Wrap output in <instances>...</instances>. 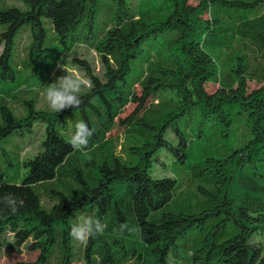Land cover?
Wrapping results in <instances>:
<instances>
[{
	"label": "trees",
	"instance_id": "16d2710c",
	"mask_svg": "<svg viewBox=\"0 0 264 264\" xmlns=\"http://www.w3.org/2000/svg\"><path fill=\"white\" fill-rule=\"evenodd\" d=\"M0 49V263L264 264V0H0ZM58 63L92 87L54 113Z\"/></svg>",
	"mask_w": 264,
	"mask_h": 264
},
{
	"label": "clouds",
	"instance_id": "9594fccd",
	"mask_svg": "<svg viewBox=\"0 0 264 264\" xmlns=\"http://www.w3.org/2000/svg\"><path fill=\"white\" fill-rule=\"evenodd\" d=\"M57 66L63 69L65 74L56 77L54 82L47 84L44 89L38 90L48 109L54 113L62 112L68 108H78L83 103L81 93L86 88L92 87V82L76 71H69L60 63ZM94 132L95 130L90 128L85 121H77L68 143L74 150H83L88 146ZM23 206V200L11 193L0 196V212L8 210L15 214ZM106 228L107 224L101 222L99 218L92 215L82 216L71 226L70 236L79 245L86 247L92 237L102 235ZM118 231L121 233L134 232L136 229L130 228L127 223H122L119 225Z\"/></svg>",
	"mask_w": 264,
	"mask_h": 264
},
{
	"label": "rangeland",
	"instance_id": "374dc122",
	"mask_svg": "<svg viewBox=\"0 0 264 264\" xmlns=\"http://www.w3.org/2000/svg\"><path fill=\"white\" fill-rule=\"evenodd\" d=\"M1 52H2V49H0V53ZM77 56L90 60L91 62H93L95 64L97 70L100 71L101 64H100V61H99L97 54L93 50H91L87 47H81L77 53ZM67 70L76 71L77 73H79L82 76L81 72L76 70L74 67H67ZM259 87H260V85L255 83V82L250 83V91L255 90ZM207 89L209 92H214L217 89V86H215L213 84H209L207 86ZM135 108H136L135 105H130L127 108L123 117L130 115L135 110ZM230 118L234 119L232 114L230 115ZM122 133H123V130H118L114 133V136H121ZM36 151H37V148H36V144H35L31 148L28 149V155H32V154L36 153ZM38 254H39L38 252H36V253L23 252V253L6 254L4 256V258L2 259L0 264H16L19 262H33L38 257Z\"/></svg>",
	"mask_w": 264,
	"mask_h": 264
}]
</instances>
